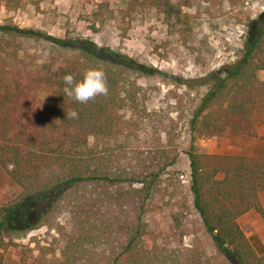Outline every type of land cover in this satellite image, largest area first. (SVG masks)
<instances>
[{
    "label": "trees",
    "instance_id": "1",
    "mask_svg": "<svg viewBox=\"0 0 264 264\" xmlns=\"http://www.w3.org/2000/svg\"><path fill=\"white\" fill-rule=\"evenodd\" d=\"M126 2L128 14L153 8L184 38L191 36L194 16L180 0ZM22 3L0 0V7ZM28 44H48L52 53L36 71L12 75L8 64ZM89 68L105 72L109 93L80 104L64 95L63 76L72 74L78 81ZM263 68L264 11L253 37L231 62L204 77L182 79L188 87L208 85L188 119L187 154L192 206L217 247L211 255L199 239L184 243L181 214L166 227L146 220L173 204L175 185L165 184L164 176L177 162L179 135L172 118L148 109L139 83L143 70L89 38L0 25V167L22 188L13 211L43 203L28 225H10L8 208L0 209V264L7 262L10 247H20L15 264H264V252L256 251L239 221L251 210L264 220V152L208 153L195 143L225 129L258 137L264 80L257 72ZM39 89L47 92L45 100ZM72 110L77 119L67 117ZM64 213L69 227L59 220ZM40 226L55 229L58 245L37 242L33 256L17 238Z\"/></svg>",
    "mask_w": 264,
    "mask_h": 264
},
{
    "label": "rangeland",
    "instance_id": "2",
    "mask_svg": "<svg viewBox=\"0 0 264 264\" xmlns=\"http://www.w3.org/2000/svg\"><path fill=\"white\" fill-rule=\"evenodd\" d=\"M180 1L185 3L183 9L194 16L192 34L188 38L179 34L170 21L153 8L138 9L128 14L126 0H23L19 8L0 7V25L13 23L59 38H89L119 53L121 58L133 61L143 70L139 83L146 89L148 109L161 110L172 118L178 125L179 135L177 162L164 176L165 184L175 185L173 204L163 212L148 214L146 220L166 227L176 214H181L184 243L190 246L199 239L206 251L215 255V242L192 206L187 154L191 144L188 119L208 85L188 87L182 84V79L204 77L231 62L244 48L245 42L253 37L257 19L264 11V0H192L190 4L188 0ZM51 53L48 44L38 48L29 45L19 53L15 62L8 64V68L12 75L24 77L36 71ZM257 74L264 80V68ZM37 93L41 100L47 98L44 89ZM261 137H264V124L258 127V137L235 136L225 129L195 143L201 151L208 153L247 154L264 152V139ZM89 141L93 145L96 139L91 136ZM21 192V186L0 167V209L8 208L10 225H26L43 206L42 202H31L21 210L13 211L11 205L17 203ZM260 200L264 206V193L260 194ZM251 211L240 217V224L256 251L263 253L264 220L255 210ZM59 220L69 227L67 213L62 214ZM56 237L55 229L40 226L31 230L26 238L17 240L32 248V255L37 256V242L46 246L54 243L56 246ZM19 255L20 247H10L5 264H15ZM56 256H60L59 246L56 247ZM229 258L236 263L234 257Z\"/></svg>",
    "mask_w": 264,
    "mask_h": 264
},
{
    "label": "clouds",
    "instance_id": "3",
    "mask_svg": "<svg viewBox=\"0 0 264 264\" xmlns=\"http://www.w3.org/2000/svg\"><path fill=\"white\" fill-rule=\"evenodd\" d=\"M63 85L64 95L80 104H86L97 96H107L109 93L105 72L100 68L87 69L78 81H74L72 74H65ZM67 117L77 119L78 113L72 110L67 113Z\"/></svg>",
    "mask_w": 264,
    "mask_h": 264
},
{
    "label": "crops",
    "instance_id": "4",
    "mask_svg": "<svg viewBox=\"0 0 264 264\" xmlns=\"http://www.w3.org/2000/svg\"><path fill=\"white\" fill-rule=\"evenodd\" d=\"M250 212H252V211H250ZM250 212L246 213L244 216H247V214H249ZM244 216H242V218H243ZM240 222H241V219H240Z\"/></svg>",
    "mask_w": 264,
    "mask_h": 264
}]
</instances>
